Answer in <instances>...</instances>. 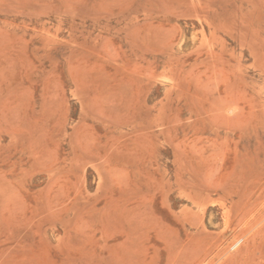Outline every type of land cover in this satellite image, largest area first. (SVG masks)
I'll return each instance as SVG.
<instances>
[{"label": "rangeland", "instance_id": "obj_1", "mask_svg": "<svg viewBox=\"0 0 264 264\" xmlns=\"http://www.w3.org/2000/svg\"><path fill=\"white\" fill-rule=\"evenodd\" d=\"M0 264H264V0H0Z\"/></svg>", "mask_w": 264, "mask_h": 264}]
</instances>
